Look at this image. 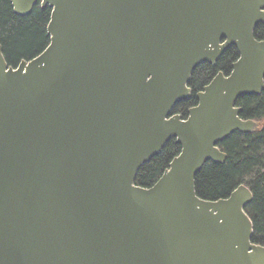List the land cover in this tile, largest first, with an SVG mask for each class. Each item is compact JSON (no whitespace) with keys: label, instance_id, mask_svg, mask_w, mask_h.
I'll return each instance as SVG.
<instances>
[{"label":"water","instance_id":"obj_1","mask_svg":"<svg viewBox=\"0 0 264 264\" xmlns=\"http://www.w3.org/2000/svg\"><path fill=\"white\" fill-rule=\"evenodd\" d=\"M52 9L49 45L10 65L0 44V264H264L251 189L197 195L220 142L258 127L237 101L264 90V0H11ZM239 52L193 96L195 69ZM181 151L151 187L141 167Z\"/></svg>","mask_w":264,"mask_h":264},{"label":"trees","instance_id":"obj_2","mask_svg":"<svg viewBox=\"0 0 264 264\" xmlns=\"http://www.w3.org/2000/svg\"><path fill=\"white\" fill-rule=\"evenodd\" d=\"M52 9L43 8L39 1L28 15L14 12L11 0H0V44L8 63L16 67L23 59L40 54L50 43L47 26ZM258 37H264V26L256 28ZM239 58L235 46L227 49L216 65H199L190 82L193 96L179 102L174 113L186 118L191 107L198 104L196 92L207 85L221 70L228 74L232 63ZM237 105L242 107L241 117L255 119L258 127L248 133L236 131L220 142L227 154L224 163L208 161L196 175L197 195L205 200L228 197L240 184L247 185L253 200L246 211L254 224L253 242L264 246V91L260 95L241 96ZM181 151L175 139L150 161L145 163L136 178V184L145 188L153 186Z\"/></svg>","mask_w":264,"mask_h":264},{"label":"flooded vegetation","instance_id":"obj_3","mask_svg":"<svg viewBox=\"0 0 264 264\" xmlns=\"http://www.w3.org/2000/svg\"><path fill=\"white\" fill-rule=\"evenodd\" d=\"M259 25H263V26H264L263 23H259L257 26H259ZM257 26H256V28H257ZM255 38L258 39V40H261V41L264 40V37H258V36H257L256 29H255ZM231 47H232V46H231ZM222 55H223V54H222ZM220 58H221V57H220ZM232 65H233V63H232ZM231 68H232V66H231ZM220 71H221V70H220ZM230 72H231V71H230ZM230 72H229V73H230ZM229 73H228V74H229ZM224 74H225V75H228V74H226V73H224ZM203 88H204V87H202L201 90H203ZM201 90H198V91H201ZM198 91H197V92H198ZM263 91H264V90H263ZM263 91H262V92H263ZM197 92H196V93H197ZM262 92H261V93H262ZM261 93H260V94H261ZM193 94H194V93H193ZM260 94H259V95H260ZM197 100H198V99H197Z\"/></svg>","mask_w":264,"mask_h":264}]
</instances>
